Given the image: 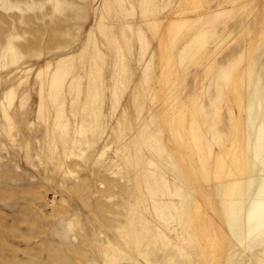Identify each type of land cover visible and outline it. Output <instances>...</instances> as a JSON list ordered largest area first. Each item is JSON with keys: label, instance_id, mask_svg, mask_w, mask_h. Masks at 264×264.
I'll use <instances>...</instances> for the list:
<instances>
[{"label": "rangeland", "instance_id": "rangeland-1", "mask_svg": "<svg viewBox=\"0 0 264 264\" xmlns=\"http://www.w3.org/2000/svg\"><path fill=\"white\" fill-rule=\"evenodd\" d=\"M0 264H264V0H0Z\"/></svg>", "mask_w": 264, "mask_h": 264}]
</instances>
